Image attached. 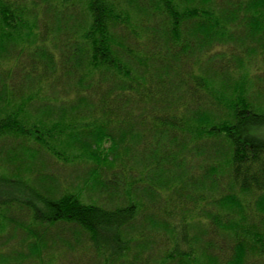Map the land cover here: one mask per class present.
I'll return each mask as SVG.
<instances>
[{"label":"trees","instance_id":"16d2710c","mask_svg":"<svg viewBox=\"0 0 264 264\" xmlns=\"http://www.w3.org/2000/svg\"><path fill=\"white\" fill-rule=\"evenodd\" d=\"M3 141L0 264H264V0H0Z\"/></svg>","mask_w":264,"mask_h":264},{"label":"rangeland","instance_id":"374dc122","mask_svg":"<svg viewBox=\"0 0 264 264\" xmlns=\"http://www.w3.org/2000/svg\"><path fill=\"white\" fill-rule=\"evenodd\" d=\"M7 142H8V140H7ZM12 143H14V141L12 140L11 141ZM8 143H6V141H3L2 143H0V146H5V145H7ZM14 144H16V143H14ZM20 144V142L18 141L17 142V146ZM0 162L2 163V160H0ZM54 166H56L57 164H55V163H52ZM39 165V167H40V169L39 170H42V175H44L45 173H48L49 171H52V169H50V167L49 166H44V164H41V163H39L38 164ZM64 168H61V167H59V166H56V171H58V172H64V170H63ZM55 170V169H54ZM1 171H5V173L6 174H9V170L7 171V168H5V164H0V172ZM21 179L23 178V179H25L26 180V173L24 174V176H22V177H20ZM18 195V194H17ZM20 196H22L23 198H26V196L27 195H25L24 193H20L19 194V197ZM17 215H19V213H16ZM16 214H13V216H16Z\"/></svg>","mask_w":264,"mask_h":264}]
</instances>
